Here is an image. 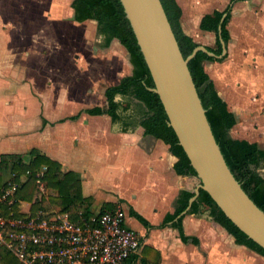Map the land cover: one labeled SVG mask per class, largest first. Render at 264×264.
Masks as SVG:
<instances>
[{
	"label": "crops",
	"instance_id": "1",
	"mask_svg": "<svg viewBox=\"0 0 264 264\" xmlns=\"http://www.w3.org/2000/svg\"><path fill=\"white\" fill-rule=\"evenodd\" d=\"M176 1L184 31L204 47H215L218 33L202 30V18L231 6L230 40L224 44L221 39L219 57H224L204 65L237 116L231 130L241 135L235 138L264 149L261 138L250 139L241 129L257 121L259 133H264V82L257 78H264V39H252L245 17L244 23H235L241 16L236 14L243 12H233L235 3L260 1ZM72 2L0 0V156L17 153L28 158L38 149L80 175L94 212L120 203L128 226L144 240L139 256L128 264H142L144 245L160 252L161 264H264L263 255L213 224L207 206L178 212L182 193L194 192L198 178L177 173L178 158L170 145L146 133L135 108L141 104L145 109L143 103L132 99L131 108L121 111L126 121L84 112L105 107L106 89L131 75L134 66L128 49L117 38L108 43L98 21L76 20ZM262 28L258 24V32ZM246 40L253 45L244 50ZM116 98L125 100L122 95Z\"/></svg>",
	"mask_w": 264,
	"mask_h": 264
},
{
	"label": "trees",
	"instance_id": "2",
	"mask_svg": "<svg viewBox=\"0 0 264 264\" xmlns=\"http://www.w3.org/2000/svg\"><path fill=\"white\" fill-rule=\"evenodd\" d=\"M161 1L180 49L183 55L188 57L200 44L184 31L181 23L182 8L178 2L176 0ZM72 7L76 20L94 19L98 21L99 28L107 36L108 43L113 38L119 39L128 49L134 66L131 75L124 77L118 85L106 89L107 104L105 107H93L84 110V112L108 114L114 121H120L124 120L121 111L131 108L133 98L139 100L145 105V109L141 104L135 108L142 114L140 124L146 133L154 135L170 145L171 151L178 158L175 164L177 173L196 175L188 156L178 143V137L173 127L168 124V116L159 95L151 89L154 87L152 75L121 1L73 0ZM224 14L226 16L222 22ZM230 17L231 6H228L224 11L216 10L202 18L200 23L202 30L218 33L216 46L206 47L214 54L198 50L196 55L189 60V68L227 164L246 193L264 211V177L259 171L264 158V149L257 142L235 138L231 135L230 130L238 121L237 116L229 109L228 103L219 94L204 65L206 61H216L224 57H219L223 53L221 39L225 43L230 40L228 29ZM118 95H122L125 100H117ZM127 97L129 100H126ZM125 124L129 125L130 122ZM41 171L43 173L39 176ZM38 180L55 193L47 197L39 188ZM12 189L13 193L8 196L12 203L9 205L4 203L1 208V211L6 215H10L12 212L16 216L25 215L20 209L22 202L28 203L32 214H36L39 210L44 211L47 216L55 212H68L74 220H79L81 215L87 217L94 213L87 197L83 194L80 175L73 170L64 169L60 162L43 154L38 149H32L28 153V158L17 153H5L0 156V198ZM194 195L195 193L190 191L182 193L178 212L184 211L189 206L190 212H197L201 207L207 206L210 209L214 225L225 227L237 243L246 245L264 256V248L241 231L218 207L207 191L201 188L197 198L190 203V199ZM134 214L142 222L148 224L144 217L135 212ZM140 241L143 245L144 240L141 238ZM142 253V264H161L162 256L153 246L144 245ZM138 256V254L133 255L124 264H128L131 259ZM0 264L23 263L9 249L0 246Z\"/></svg>",
	"mask_w": 264,
	"mask_h": 264
},
{
	"label": "water",
	"instance_id": "3",
	"mask_svg": "<svg viewBox=\"0 0 264 264\" xmlns=\"http://www.w3.org/2000/svg\"><path fill=\"white\" fill-rule=\"evenodd\" d=\"M120 1L152 75L151 89L159 95L168 124L199 180L190 203L204 189L241 231L264 248V211L227 164L189 68L198 50L214 53L199 45L185 57L161 0Z\"/></svg>",
	"mask_w": 264,
	"mask_h": 264
},
{
	"label": "built area",
	"instance_id": "4",
	"mask_svg": "<svg viewBox=\"0 0 264 264\" xmlns=\"http://www.w3.org/2000/svg\"><path fill=\"white\" fill-rule=\"evenodd\" d=\"M45 169H43L44 171ZM43 171L38 175L40 176ZM41 189L43 190V182ZM9 190L0 198V246L9 249L23 264H124L140 252L139 234L126 222L119 203L79 220L68 212L45 215L39 210L16 216L1 211L4 203H12Z\"/></svg>",
	"mask_w": 264,
	"mask_h": 264
},
{
	"label": "rangeland",
	"instance_id": "5",
	"mask_svg": "<svg viewBox=\"0 0 264 264\" xmlns=\"http://www.w3.org/2000/svg\"><path fill=\"white\" fill-rule=\"evenodd\" d=\"M260 3L258 2H254L253 4L252 3H249V4H242V3H235L233 5V12L234 11H240L243 12V13H237L236 16L238 17V15L240 14L241 16L238 18V20L235 22L237 24H241V23H244L242 17H245V23L249 24L250 25V32L249 34L252 36V39L255 35H261V37H263L264 39V0H259ZM235 15V13H234ZM236 17V18H237ZM262 18V22H260ZM258 24L262 25V30H260L258 32ZM256 37V36H255ZM251 40V39H250ZM239 41V38L236 39L235 41V47L238 45V42ZM246 42L243 41V44L241 46L242 49H248L249 47H251V45H253V42L251 41H248L246 40ZM249 45V46H248ZM241 49V50H242ZM240 50V51H241ZM246 52V51H245ZM240 53V52H239ZM229 58H227L228 60ZM261 74H263V71L260 72ZM259 79L260 82H264V78H260V76L258 75L257 77ZM264 87V85H263ZM241 129H243V131H246L247 132V135L250 139H258V138H261V145L264 146V133H259V123L256 121L255 123H248V124H244L243 127L241 126ZM237 131H240V130H237ZM230 133L233 137H236L237 135H241L239 133H235V132H232V130H230ZM259 171L260 173H262L264 175V167L263 168H259ZM7 177L9 178V175H7ZM198 184H199V180H198ZM41 183H39V188L41 189ZM44 185V188L42 190V192L48 197L52 194L55 193V191H52V190H49L45 184L43 183ZM52 193V194H51ZM24 209H27V207H29V205H24L22 206Z\"/></svg>",
	"mask_w": 264,
	"mask_h": 264
}]
</instances>
